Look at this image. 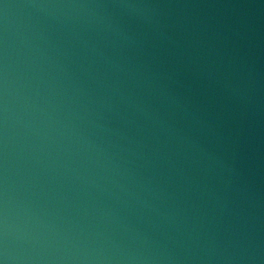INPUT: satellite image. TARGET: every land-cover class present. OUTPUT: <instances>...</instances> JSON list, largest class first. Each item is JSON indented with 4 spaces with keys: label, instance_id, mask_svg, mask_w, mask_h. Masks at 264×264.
Instances as JSON below:
<instances>
[{
    "label": "water",
    "instance_id": "1",
    "mask_svg": "<svg viewBox=\"0 0 264 264\" xmlns=\"http://www.w3.org/2000/svg\"><path fill=\"white\" fill-rule=\"evenodd\" d=\"M0 264H264V0H0Z\"/></svg>",
    "mask_w": 264,
    "mask_h": 264
}]
</instances>
